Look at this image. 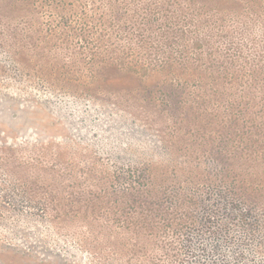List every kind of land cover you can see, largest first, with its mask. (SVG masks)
Instances as JSON below:
<instances>
[{"label": "trees", "instance_id": "1", "mask_svg": "<svg viewBox=\"0 0 264 264\" xmlns=\"http://www.w3.org/2000/svg\"><path fill=\"white\" fill-rule=\"evenodd\" d=\"M259 35L264 0H0L1 46L41 82L158 127L166 162L122 180L171 203L162 228L225 233L220 212L264 253Z\"/></svg>", "mask_w": 264, "mask_h": 264}, {"label": "rangeland", "instance_id": "2", "mask_svg": "<svg viewBox=\"0 0 264 264\" xmlns=\"http://www.w3.org/2000/svg\"><path fill=\"white\" fill-rule=\"evenodd\" d=\"M17 54L0 42V264H264L256 236L220 212L225 233L162 228L171 203L122 180L166 162L158 127L41 82L39 60L26 69Z\"/></svg>", "mask_w": 264, "mask_h": 264}]
</instances>
